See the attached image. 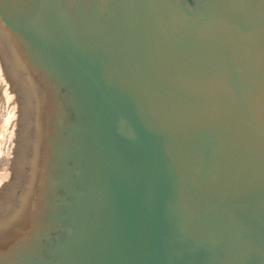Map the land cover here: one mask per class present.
I'll use <instances>...</instances> for the list:
<instances>
[{
  "label": "water",
  "instance_id": "obj_1",
  "mask_svg": "<svg viewBox=\"0 0 264 264\" xmlns=\"http://www.w3.org/2000/svg\"><path fill=\"white\" fill-rule=\"evenodd\" d=\"M0 264H264V0H0Z\"/></svg>",
  "mask_w": 264,
  "mask_h": 264
}]
</instances>
